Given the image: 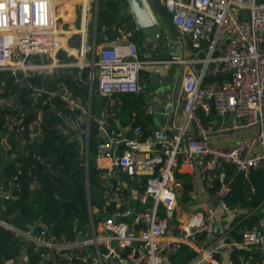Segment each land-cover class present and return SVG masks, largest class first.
Returning <instances> with one entry per match:
<instances>
[{"label": "built area", "instance_id": "2783aa9c", "mask_svg": "<svg viewBox=\"0 0 264 264\" xmlns=\"http://www.w3.org/2000/svg\"><path fill=\"white\" fill-rule=\"evenodd\" d=\"M75 1V28L66 30L57 0H0V73L8 74L0 83L1 154L21 167L13 144L29 154L27 146L39 138L33 126L42 122L47 104L54 110L55 98L67 110L65 122L87 143L96 124L100 183L114 210L95 222L99 210L89 204L86 229L74 222L69 235L54 234L41 219L21 227L0 219V225L38 252L39 264H170L183 245L196 252L185 264H225L219 255L231 257L237 247L264 256V200L262 213L239 240L230 238L231 231L250 213L235 221L245 212L227 201L228 165L248 182L252 170L264 174V0H161L191 47L189 56L165 60L142 58L134 29L120 20L112 30L116 36L104 32L98 42V0ZM74 38L78 42L71 45ZM173 63L183 66L182 123L169 134L160 128L147 135L141 125H129L128 137L118 128L120 97L147 90L143 67ZM73 72L84 94L67 83ZM146 112L152 114L154 106L148 104ZM173 114L178 116L176 109ZM227 132L239 135L224 136ZM32 157V171L51 167L41 154ZM99 160L106 163L98 166ZM182 163L193 166L196 184L187 191L195 208L184 219ZM20 173L8 188L0 187L1 194L20 190ZM30 174L32 186L41 187L37 173ZM125 174L140 182L135 206L124 194ZM254 260L249 254L245 264H257Z\"/></svg>", "mask_w": 264, "mask_h": 264}, {"label": "trees", "instance_id": "16d2710c", "mask_svg": "<svg viewBox=\"0 0 264 264\" xmlns=\"http://www.w3.org/2000/svg\"><path fill=\"white\" fill-rule=\"evenodd\" d=\"M124 3L125 0H100L97 25L98 42L103 41L102 33L104 32L110 33L112 37L116 36V32L112 30L118 23ZM64 9L63 7L58 9L60 26L64 25L66 29L73 30L75 24L71 20L63 19L65 18ZM127 22L130 27H134L131 19H128ZM77 42L74 38L71 40V45H76ZM6 75L8 74L0 73V80ZM34 81L42 82L40 78H35ZM66 81L76 92L83 94L86 92V89L77 83L74 72L67 75ZM8 85L13 86L12 78H9ZM120 100L121 110L118 114L120 122L123 125L128 122L143 124L141 117L145 106L141 96L126 94L122 95ZM51 101L55 103L57 109L62 111V115L57 110H49L48 104L46 105V114L41 124L42 133L39 135L38 143L31 145V150L40 151L50 158L58 171L43 172L42 169H39L37 173L42 181V186L35 189L32 187V177L29 175L32 159L24 158L22 167L16 166L15 160L10 159L4 169L0 171V187L8 188L12 177L21 172L19 174L21 189L13 190L8 197L0 196V219L21 226L25 222L40 218L52 226L54 234L69 235L72 233L74 222H77L81 229H86L89 223V203L101 208V215L98 213L94 215L95 222L99 221L106 212H112L114 207L105 204L104 187L99 180L102 170L97 167L94 161L96 124L92 122L90 129L88 173L90 194H88L82 143L79 138L70 139V135L61 130L65 124L64 115L67 110L61 101L55 98ZM3 114L4 110L0 109V123ZM29 118L31 119V116ZM0 144H2L1 140ZM227 172L231 187L227 201L230 206L238 207L245 212L235 221L250 213L231 231L230 238L239 240L241 230L253 225L258 214L262 213L260 207L264 200V174L262 169H254L249 174L248 182L243 172L236 170L233 165H228ZM190 187L189 182H184V189ZM249 254L254 256V262L257 264H262L264 261L260 253L245 247H237L232 255V264H245ZM195 255L194 250L183 245L178 254L172 255L169 261L170 264H185ZM0 262H4V264H39L41 257L32 247L24 245L13 231L0 225ZM47 264L50 263L47 262Z\"/></svg>", "mask_w": 264, "mask_h": 264}, {"label": "crops", "instance_id": "0c3cea01", "mask_svg": "<svg viewBox=\"0 0 264 264\" xmlns=\"http://www.w3.org/2000/svg\"><path fill=\"white\" fill-rule=\"evenodd\" d=\"M57 1H58V5H59L58 9L62 8V7L65 8L64 9L65 18H63V19L66 21H69V20L72 21V19L74 18L73 7H74L76 1L75 0H57ZM66 9H69L70 12L65 13ZM71 10H72V12H71ZM128 19H131L133 21L132 17L127 14L126 3H124V5L121 9L119 18H118V22L120 20V21L125 22L129 25V23L127 22ZM133 23H134V21H133ZM131 28H133L135 31V39L139 45L140 56L144 59L165 60V59H171V58L177 57V56L178 57L183 56V55L189 56L191 54V48L187 49V47L185 46L186 39H184V38H183V43L181 45L180 51L177 50L179 47L177 44L178 42L177 43L172 42L173 44L171 47L176 48L173 51L166 48V46L160 47L161 44L158 45L154 50H147L142 46L143 37H142V34L137 31L135 23H134V27H131ZM66 30H69V29H66ZM187 44H189L188 41H187ZM180 68H182V65L176 64V63L168 64V66L161 64L157 67L146 66V67L142 68L141 75L144 78H146V81L148 84L147 90L143 93L138 94V95H134V94H131V95L141 96V98L143 99L144 106H145V110L143 111V116L141 117L143 124L142 123L141 124L137 123V124L142 126L143 131L146 135L149 133H152L153 131H156L157 129H160V128L165 129L166 133L169 134V131H170L169 128L173 127L174 124L180 125L182 123L183 115L181 112V96H180L181 79L179 80V76H178L179 72H180ZM2 80H0V83ZM53 104H54V110L55 111L57 110V112L62 115V111H60L59 109L56 108L55 103H53ZM148 104H152L154 106V112L152 114H149L146 112V106ZM48 106H49V104H48ZM175 109L177 110L178 116L173 114V110H175ZM171 113H172V115H170ZM45 114L46 113L44 111L43 119L45 117ZM2 122H3V118H2V121L0 123V127H1ZM64 122H65V119H64ZM41 124H42V122H40L39 125L33 126V127H35V130L38 131L39 135H41V133H42ZM129 125L133 126V125H135V123L128 122L125 125H123L121 123V125L119 124L118 128H124V130H126V127H130ZM61 130L64 133H68L70 135V137H69L70 139L79 138L80 142L82 143V151H83L82 153L84 156V166H85V170H86V174H87L86 187H87L88 194H90L89 174H88L89 173V160H90V149H89L90 144L87 143V141L85 140L84 137L77 134V132H75V130L69 124H67V122H65V124L62 126ZM0 133H1V130H0ZM126 135L128 137H132L133 136L132 130L127 129ZM238 135L239 134L236 133V135L233 136L232 138L237 137ZM0 140H1V137H0ZM11 141L13 142L14 140L11 139ZM37 143H38V139H37L35 144H37ZM35 144H32V145H35ZM95 146H96V143H95ZM0 147H1V152H2V144H0ZM119 148L122 149V146H119ZM26 149L29 151L28 155H25L26 153H24V152L22 153V150L19 147V145L13 144V150H15V152L17 154H19L18 155V159H19L18 161L20 162L19 166H21V167L23 166V159L24 158L32 159V162H33L32 156L34 153L41 154L42 156H44L45 159H47L50 163H52V160L50 158H48L47 156H45L44 154H42V152L31 150V145L27 146ZM1 152H0V156H1V158H0V171L2 169H4V167L8 164L9 160L12 159V158L8 159V158L3 157ZM95 155H96V151H95L94 156ZM87 157H88V165L85 163ZM94 159H95L94 160L95 164L97 165L96 156ZM32 162H31V165H32ZM105 163H106L105 160H99L98 166H103ZM40 167H42V166H38L37 171H39V169H42L43 172L49 171V170H53L56 172L58 171L55 169V165L53 163L51 164V167L49 169H46L43 167L40 168ZM37 171L34 172L31 170L29 172V175H31V177L33 178V176H32L33 174H30V173L36 174ZM101 173H102V171L100 172V174ZM100 174H99V180H100ZM37 175H38V173H37ZM124 177H125V181H126L125 182L126 186L123 188V190H124V194L127 198V203H131L132 205L135 206L137 201L135 200L136 198L134 197V194H135V191L137 189L141 188L140 182H138L137 179H135V178H131L128 174H125ZM178 177L180 178L182 185H183V187L181 188V194H180V198H179V214H180L181 219H184L186 217L187 213L190 212L193 208H195V202L192 201L191 199H189V196L187 194V191L196 185L195 181H194V168H193V166L191 164H187V163L180 164L179 171H178ZM184 182H189L191 184V187L189 189H184ZM41 183H42V181H41ZM199 187L204 192H206L205 196L210 195V193L206 190L205 186H203L201 184V185H199ZM35 189H37V188H35ZM9 194H3V195H6L8 197ZM109 199H110V197L107 198L105 196V204L106 205H111ZM214 202H215V199H214ZM89 204H91V203H89ZM92 207L98 209L99 212H97V213L99 215H101L100 214L101 208L98 205H95V206L92 205ZM88 208H89V206H88ZM110 213L111 212H106V214H104L102 217H105ZM162 214H165V213L162 212ZM219 215H222V214L220 213ZM259 215L260 214H258V216ZM39 219H37V220H39ZM41 220H43V219H41ZM23 225H21V226H23ZM50 227H52V226L50 225ZM8 230H10V229H8ZM20 241H22V240H20ZM22 242L24 243V245H27L24 241H22ZM260 256L264 260V256L262 254H260ZM219 259L222 263L230 264V262H231V264H232V256L230 257L226 253H222L221 255H219ZM169 263H170V261H169ZM0 264H4V262H2V263L0 262ZM26 264H28V263H26ZM262 264H264V261L262 262Z\"/></svg>", "mask_w": 264, "mask_h": 264}, {"label": "water", "instance_id": "95a60500", "mask_svg": "<svg viewBox=\"0 0 264 264\" xmlns=\"http://www.w3.org/2000/svg\"><path fill=\"white\" fill-rule=\"evenodd\" d=\"M125 3L127 14L132 17L137 31L142 34V46L145 49L154 50L167 37L172 42L183 43V36L175 28L161 0H125ZM99 5L100 0L97 1L98 8ZM182 70L183 66L180 68L179 80ZM0 196L7 197L3 194ZM215 203H218L217 199Z\"/></svg>", "mask_w": 264, "mask_h": 264}, {"label": "rangeland", "instance_id": "374dc122", "mask_svg": "<svg viewBox=\"0 0 264 264\" xmlns=\"http://www.w3.org/2000/svg\"><path fill=\"white\" fill-rule=\"evenodd\" d=\"M71 12H72V10H71ZM184 39H186V38H184ZM161 45H160V47H164V46H166V48H168L169 50H171V51H173V50H175L176 48H172L171 46H172V40H170V39H168V37L167 38H164V39H162L161 40ZM178 44V51H180L181 50V45H182V43L181 42H178L177 43ZM185 46L187 47V49H190L191 47H190V45L189 44H187V39H186V41H185ZM172 53V52H171ZM224 136H229V137H233V136H235L236 135V133L234 134V132H230V133H224L223 134Z\"/></svg>", "mask_w": 264, "mask_h": 264}]
</instances>
